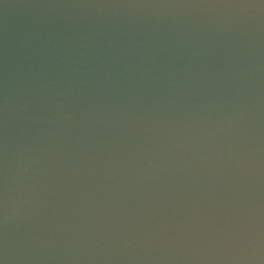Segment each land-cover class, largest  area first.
I'll return each instance as SVG.
<instances>
[{"label": "water", "instance_id": "water-1", "mask_svg": "<svg viewBox=\"0 0 264 264\" xmlns=\"http://www.w3.org/2000/svg\"><path fill=\"white\" fill-rule=\"evenodd\" d=\"M0 264H264V0H0Z\"/></svg>", "mask_w": 264, "mask_h": 264}]
</instances>
